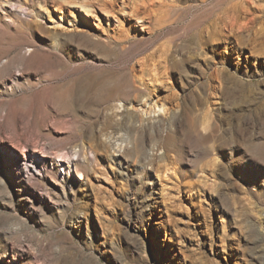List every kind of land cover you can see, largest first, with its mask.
<instances>
[{"label": "rangeland", "instance_id": "obj_1", "mask_svg": "<svg viewBox=\"0 0 264 264\" xmlns=\"http://www.w3.org/2000/svg\"><path fill=\"white\" fill-rule=\"evenodd\" d=\"M8 1L0 264H264V0Z\"/></svg>", "mask_w": 264, "mask_h": 264}, {"label": "bare ground", "instance_id": "obj_2", "mask_svg": "<svg viewBox=\"0 0 264 264\" xmlns=\"http://www.w3.org/2000/svg\"><path fill=\"white\" fill-rule=\"evenodd\" d=\"M58 1V0H57ZM66 1V0H65ZM63 2V1H61ZM88 2V1H87ZM77 3V2H76ZM81 3V7H83L81 10L85 11V12H90L91 11V7H90V4L86 3V1L83 3ZM61 4V3H59ZM15 6V3L14 2H11V1H8V0H5L3 2L0 3V12H2L4 15H8V13H11V12H14L12 7ZM22 8V7H21ZM3 17V15H2ZM3 19V18H2ZM9 19V18H7ZM215 41V40H214ZM30 51V50H29ZM28 54V53H27ZM29 55H30V52H29ZM32 63V62H31ZM13 75V74H12ZM141 97H142V94H141ZM145 98V97H144ZM122 103L121 101H118L116 102V104H114L113 106V111L116 113V111H120V109L122 108ZM113 104V103H112ZM112 110V109H111ZM113 113V114H115ZM132 118V117H131ZM129 123H131V119L129 118ZM160 126V125H159ZM155 133V132H154ZM161 134V133H160ZM160 134H156L154 136V143H153V147L155 146H158L160 145L161 143V137H160ZM120 146V145H118ZM124 147V146H123ZM152 147V146H151ZM159 148V147H158ZM157 148V149H158ZM156 147H155V150H157ZM120 150V149H119ZM154 150L153 148V151H150L152 152L151 154H156V151ZM155 151V152H154ZM158 152V151H157ZM159 153V152H158ZM157 153V154H158ZM120 154V153H119ZM55 157L53 158L52 160V164L54 165H57L59 167H61V169L65 172V173H68L72 168L76 171V172H79L78 171V164H79V161L82 159H79V154L77 152H74V154L72 155H67V153L65 152H62V153H58V154H54ZM114 155H118V154H115ZM90 156V155H89ZM84 157V156H83ZM152 157V156H151ZM150 158V157H149ZM25 162H29V163H32L34 164V166L36 167V169H39L40 166L44 165L45 164V160H40L38 157H35V156H30V157H25L24 158ZM80 173V172H79Z\"/></svg>", "mask_w": 264, "mask_h": 264}]
</instances>
